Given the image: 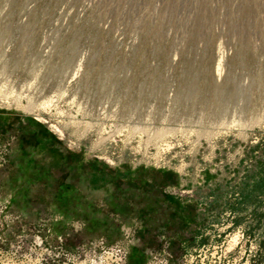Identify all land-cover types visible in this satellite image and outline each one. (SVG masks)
I'll return each instance as SVG.
<instances>
[{
  "label": "rangeland",
  "instance_id": "rangeland-1",
  "mask_svg": "<svg viewBox=\"0 0 264 264\" xmlns=\"http://www.w3.org/2000/svg\"><path fill=\"white\" fill-rule=\"evenodd\" d=\"M0 264H264V0H0Z\"/></svg>",
  "mask_w": 264,
  "mask_h": 264
}]
</instances>
